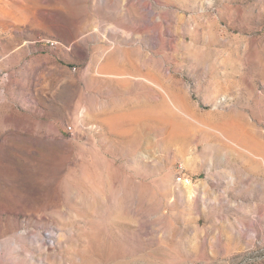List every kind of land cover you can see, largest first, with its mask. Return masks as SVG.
<instances>
[{"label": "rangeland", "instance_id": "obj_1", "mask_svg": "<svg viewBox=\"0 0 264 264\" xmlns=\"http://www.w3.org/2000/svg\"><path fill=\"white\" fill-rule=\"evenodd\" d=\"M0 264H264V0H0Z\"/></svg>", "mask_w": 264, "mask_h": 264}, {"label": "built area", "instance_id": "obj_2", "mask_svg": "<svg viewBox=\"0 0 264 264\" xmlns=\"http://www.w3.org/2000/svg\"><path fill=\"white\" fill-rule=\"evenodd\" d=\"M176 182L183 186H192L194 184V179L184 170H181L179 174L176 176Z\"/></svg>", "mask_w": 264, "mask_h": 264}, {"label": "crops", "instance_id": "obj_3", "mask_svg": "<svg viewBox=\"0 0 264 264\" xmlns=\"http://www.w3.org/2000/svg\"><path fill=\"white\" fill-rule=\"evenodd\" d=\"M143 80V79H142ZM143 82V81H142ZM89 109L87 107H84V110L82 112V116L84 117H89ZM209 182V181H208ZM207 187V181H200L198 183V189H203V191L205 192L206 191V188Z\"/></svg>", "mask_w": 264, "mask_h": 264}]
</instances>
